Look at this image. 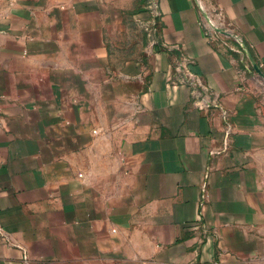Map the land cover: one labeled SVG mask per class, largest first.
Here are the masks:
<instances>
[{
  "label": "crops",
  "instance_id": "0c3cea01",
  "mask_svg": "<svg viewBox=\"0 0 264 264\" xmlns=\"http://www.w3.org/2000/svg\"><path fill=\"white\" fill-rule=\"evenodd\" d=\"M216 262L264 264V0H0V264Z\"/></svg>",
  "mask_w": 264,
  "mask_h": 264
},
{
  "label": "built area",
  "instance_id": "2783aa9c",
  "mask_svg": "<svg viewBox=\"0 0 264 264\" xmlns=\"http://www.w3.org/2000/svg\"><path fill=\"white\" fill-rule=\"evenodd\" d=\"M205 20H206V25H207L208 28H210L211 30H214V31H216V32H218V33H221V34H223V35H226V36H234V37L238 38L235 34L230 33L228 30H224V29L218 27V26L212 21L211 17L208 16V14H205ZM216 27H217L218 29H221L222 32H221V31H217V30L215 29ZM205 233H206V232H205ZM215 264H217V262H216Z\"/></svg>",
  "mask_w": 264,
  "mask_h": 264
},
{
  "label": "water",
  "instance_id": "95a60500",
  "mask_svg": "<svg viewBox=\"0 0 264 264\" xmlns=\"http://www.w3.org/2000/svg\"><path fill=\"white\" fill-rule=\"evenodd\" d=\"M217 31H221V29H218L217 27L215 28ZM222 32V31H221ZM241 45H242V47H243V49L245 50V52L246 53H248V50H247V47L245 46V44L243 43V42H241ZM248 55H249V53H248ZM249 57H250V55H249Z\"/></svg>",
  "mask_w": 264,
  "mask_h": 264
}]
</instances>
